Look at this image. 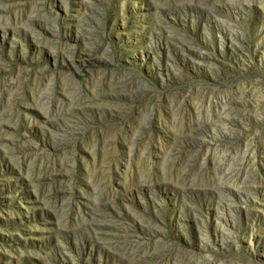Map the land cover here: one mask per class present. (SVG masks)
<instances>
[{
	"label": "rangeland",
	"instance_id": "obj_1",
	"mask_svg": "<svg viewBox=\"0 0 264 264\" xmlns=\"http://www.w3.org/2000/svg\"><path fill=\"white\" fill-rule=\"evenodd\" d=\"M0 264H264V0H0Z\"/></svg>",
	"mask_w": 264,
	"mask_h": 264
}]
</instances>
